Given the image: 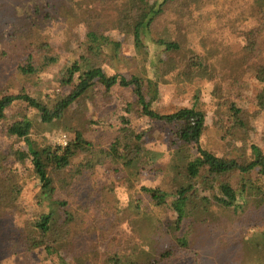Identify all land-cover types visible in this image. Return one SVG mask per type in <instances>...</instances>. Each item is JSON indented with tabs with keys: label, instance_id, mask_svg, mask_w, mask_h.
<instances>
[{
	"label": "trees",
	"instance_id": "1",
	"mask_svg": "<svg viewBox=\"0 0 264 264\" xmlns=\"http://www.w3.org/2000/svg\"><path fill=\"white\" fill-rule=\"evenodd\" d=\"M82 1L46 0L47 12L41 16V22L47 21L53 27L62 25L66 17L78 18L76 8L79 10ZM119 1L115 29L121 34L131 33L134 49L137 54H142L144 61L149 49L145 42H150L158 49L156 63L146 66V70L143 67L139 73L131 70L127 77L108 75L105 68L111 69L122 59L121 42L102 29L89 26L80 42L87 58L81 57L84 63L74 61L60 73L57 78L59 93L52 92L44 99L40 94L34 96L23 91L0 94V125L12 106H18L22 111L30 109L41 125L60 123L74 111L82 112L83 118H87V100H91V110L102 112L96 124L114 129V136L101 145L79 128L82 122L74 127L63 126L69 134L66 145L61 147L48 141L44 145L35 144L29 137L32 122L25 114L0 128V134L7 138L8 149L15 158H0V254L40 253L51 264H199L193 241L201 228L247 220L261 228L256 237L247 241L248 260L239 263L229 256H217L215 264H264L262 152L257 146L250 145L251 161L246 160L242 150L235 158H218L202 145L205 128L202 111L191 106L162 113L155 105L160 84H184L202 74L215 83L211 92L213 105L216 109L224 108L228 122L223 128L224 135L240 138L243 142L248 127L244 110L235 102L243 96L241 77L244 70L240 72V68L253 72L257 85L254 105L257 112H264L262 4L259 0H245L241 11L237 10L233 17L230 9L215 0ZM208 4L213 8L197 15L196 25L222 23L228 33L235 30L238 22L254 21L251 28L240 31L243 45L238 57L233 59L227 57L221 46L206 43L208 35L204 32L205 46L215 51L222 63L218 70L208 66L204 53L186 48L179 32L177 36L169 33L174 31L172 27L156 30L161 21L167 23L175 19L176 7L183 18L188 5L203 8ZM38 12L33 9L34 15ZM29 25L32 27V23ZM208 29L204 28L206 32ZM13 36L15 34H11ZM24 40L25 55L15 66L20 75H39L58 60L43 33ZM90 60L100 66L90 64ZM223 83L229 86L227 94L233 99H227L225 88L221 86ZM97 86L102 89L94 90ZM114 91L118 95L116 100L111 96ZM122 91L129 95L120 100ZM131 113L148 119L151 123L148 130L162 127L168 133L167 148L179 155L167 167L169 174L165 176L164 188L140 187L147 195L148 208L141 209L139 201L135 200L131 209L126 207L123 214L113 210L116 228L110 232L103 230L102 222L97 220L98 213L109 205L105 196L107 191L93 189L77 195L78 185L75 184L84 172H91L98 166H103L117 180L129 182L139 171L156 164L157 160H151L153 157L146 160L151 152L145 147V132L134 129ZM92 123L88 121V127ZM26 174H31L38 184L34 204L27 210L18 204ZM74 193L78 202L75 207L70 203ZM144 220L154 224L150 230L155 238L147 242L139 228ZM124 222L137 230L136 237H126L120 228ZM93 234L101 236L99 241H106L102 251L98 249L97 240L92 238ZM88 240L91 245L85 246ZM68 252L74 254L77 262L67 263L62 258Z\"/></svg>",
	"mask_w": 264,
	"mask_h": 264
},
{
	"label": "rangeland",
	"instance_id": "2",
	"mask_svg": "<svg viewBox=\"0 0 264 264\" xmlns=\"http://www.w3.org/2000/svg\"><path fill=\"white\" fill-rule=\"evenodd\" d=\"M215 1L230 9L233 12L232 15L237 13V10L241 11L240 8L245 5V0ZM45 2L46 0H0V94H16L23 91L34 96L40 94L41 98L44 99L47 94L52 92L59 93L57 78L60 73L72 62L79 61V63H84V58H87L86 51L82 48L80 42L83 39L86 27L89 26L99 30L102 29L115 40L121 42L120 56H122V59L118 61V65L112 66L111 69L105 68L104 72L108 75L121 74L127 77L131 70L139 73L143 67L146 70V66L149 67L156 63L158 49H155L150 42H145L149 49L147 50L148 58L144 61L141 57L142 54H137L134 49L131 33L121 34L115 29L116 10H119V4L121 3L119 0L106 2L83 0L80 3L79 10L76 8V13L77 15L79 14L78 18L77 16L66 17L62 25L53 27L49 26L47 21L41 22V16L47 12ZM224 2L226 3L225 5H223ZM259 2L264 9V0H259ZM34 8L39 11L37 15L33 13ZM212 8L211 4L203 8L202 6L194 7L193 5H188L182 18L181 13H178L179 9L176 7L175 19H171L167 23L161 21L157 25L156 30L162 28L167 30L166 26L172 27L174 31L170 30L168 31L169 33H175V36H177V32H179L186 48L192 47L204 53L208 66L212 70H218L221 68L222 63L218 61L219 58L216 52L209 50L205 46L204 32L208 35V42L206 43L212 44L213 42L215 45L221 46L227 57L233 59L238 57L243 45L240 31L251 28L254 25V21L248 19L240 24L238 22L235 30H229L228 33L225 32V26L222 23L196 25L197 15H202V13ZM25 13L27 18H25ZM61 14L64 15L63 12ZM31 23L32 27L29 25ZM37 24L38 27H36ZM204 28H209L208 32ZM41 33L45 35L46 41L52 47L51 49L58 55V60L39 75L27 77L20 75L15 66L19 58L25 55L24 39L36 37ZM11 34H15V36L11 37ZM89 63L96 67L100 66L99 63L93 60H90ZM239 70L240 72L244 70L241 77L243 96L241 95L240 101L235 102L244 110L248 127V130L246 129L245 131L243 142L240 141V138L224 135L223 128L227 127L228 122L223 114L224 108L216 109L213 105L211 92L214 90L215 83L202 74L184 84H160L155 105L162 113L173 112L182 107L194 106L205 115V128L201 140L205 149L216 157L224 159L235 158L242 150L246 160L251 161L253 155L250 145L257 146L264 155V112H257L254 105L257 85L253 78V72L244 67ZM226 84L223 83L221 86L225 88L224 94L227 99L231 100L233 98L227 94L229 86ZM100 89L102 87L97 86L94 90ZM128 95L127 92L122 91L119 93V99H124ZM111 96L115 100L118 97L116 91ZM91 102V100H87V107L89 108V113L86 114L87 118H83L82 112L74 111L62 122H56L52 125L38 124L33 111L30 109L22 111L18 106H12L6 111L5 120L0 125V128H4L12 120L25 114L32 122V131L29 137L35 144L44 145L48 141L51 144L63 147L65 146L63 145V140L67 142L69 134L63 129V126L74 127L82 122L79 128L84 131V134L95 142L105 145L114 136V129L100 126L99 123L96 124L102 112H93L90 107ZM131 118L133 119L134 129L137 132H145V147L151 152V156H148L146 160H150L153 157L151 160H157L156 164L139 171L140 173L131 177L129 182L117 180L115 175L107 172L103 166H98L91 172H84L79 182L75 184L76 187L78 185L77 195H82V192H89L93 189H104V192L107 191L105 196L108 198L109 205L105 206L101 213H98L97 220L102 222L103 230H110V232H114L116 228V225L114 226L116 218H114L113 210L123 214L126 207L131 209L135 200L139 201L141 209L148 208L147 195L140 191V187L164 188L167 180L165 176L169 174L166 172L167 167L179 155L172 149L167 148L168 133L162 130V127L156 126L148 130L147 128L151 125L148 119L137 113H131ZM88 121L93 122L89 127ZM8 145L7 138L0 134V158L4 157L6 160H14L15 158L8 149ZM26 147L23 146L22 148L27 149ZM25 176V184L18 198V204L21 208L27 210L34 204V196L38 191V184L31 174H26ZM72 188L74 189L75 187L73 186ZM76 197L74 193L72 198H70V203L72 206L74 205L73 207L75 205L78 206ZM156 216L160 217L161 215L156 214ZM151 223L144 220L142 227H139L142 228L140 233L146 242L155 238L152 233L153 230H150L154 226ZM120 228L126 237H136L137 230L131 228L126 222ZM260 231L261 228L259 226L247 220L239 223L234 222L232 225L222 223L215 228H201L193 241V247L199 254V264H215L214 258L217 256H229L239 263L248 260L247 241L256 237ZM96 235L99 234H93L92 238L97 240L95 242L99 245L98 249L102 251L105 248L106 241H99L101 236ZM88 241L85 242V246L91 245V242ZM62 256L67 263L77 262L72 252ZM0 264L51 263L45 260L40 253H26L11 256L0 254Z\"/></svg>",
	"mask_w": 264,
	"mask_h": 264
},
{
	"label": "built area",
	"instance_id": "3",
	"mask_svg": "<svg viewBox=\"0 0 264 264\" xmlns=\"http://www.w3.org/2000/svg\"><path fill=\"white\" fill-rule=\"evenodd\" d=\"M63 145H66V142L63 140Z\"/></svg>",
	"mask_w": 264,
	"mask_h": 264
}]
</instances>
